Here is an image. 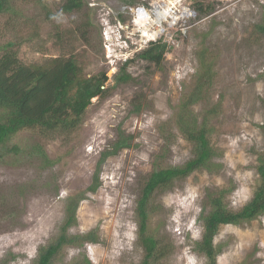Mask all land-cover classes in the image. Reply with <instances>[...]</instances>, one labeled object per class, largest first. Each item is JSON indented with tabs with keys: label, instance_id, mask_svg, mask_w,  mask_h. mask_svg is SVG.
Instances as JSON below:
<instances>
[{
	"label": "rangeland",
	"instance_id": "rangeland-1",
	"mask_svg": "<svg viewBox=\"0 0 264 264\" xmlns=\"http://www.w3.org/2000/svg\"><path fill=\"white\" fill-rule=\"evenodd\" d=\"M45 1L51 14L37 0H16L18 15L0 16V47L8 40L21 42L19 56L27 64L75 54L88 76L107 74L108 94L96 97L72 131L44 134L40 128H25L7 142L21 151L0 157V264H35L40 248L58 236L69 198L82 193L78 221L69 232L95 230L99 241L66 245L53 264L85 258L86 264H140L145 254L138 239L137 199L167 144L166 167L193 156V144L183 136L176 116L202 83L201 96L190 109L200 121L210 118L219 167L198 169L158 191L149 231L170 251L157 264H206L195 242L203 235L208 191L232 188L225 201L239 210L259 183L264 34L257 26L264 0H84L71 13L61 11L65 0ZM198 1L205 8L211 4L212 11L200 12ZM139 7L153 19L158 8L170 12L161 24L146 25L153 30L162 26L163 34L155 39L170 45L160 67L136 56L149 45L144 26L135 22ZM185 10L190 13L181 17ZM173 16L179 17L174 23ZM204 64L213 67L208 81L200 79ZM122 69L131 74L130 81H117ZM136 97L144 98L139 113L133 111ZM120 128L135 136L134 146L106 160L102 185L92 192L88 188L101 152ZM215 243L224 244L218 264H264V215L221 225Z\"/></svg>",
	"mask_w": 264,
	"mask_h": 264
},
{
	"label": "trees",
	"instance_id": "trees-1",
	"mask_svg": "<svg viewBox=\"0 0 264 264\" xmlns=\"http://www.w3.org/2000/svg\"><path fill=\"white\" fill-rule=\"evenodd\" d=\"M16 0H0V16L2 14L18 15ZM49 14L45 0H37ZM197 9L202 13L212 11V5L204 7L203 2H196ZM84 0H65L61 11L71 13L80 10ZM257 29L264 34V16ZM21 42L8 40L1 45L0 55V157L6 152L21 151L19 145L7 146V142L25 128H40L41 132L65 133L76 129L83 121L86 109L95 96L105 97L108 90L105 87L108 76L100 72L88 76L84 71L81 59L71 54L69 56L53 57L44 63L27 64L19 56ZM170 45L163 38L150 41L148 47L137 52L136 56L162 66ZM204 57L206 55L204 54ZM206 61V60H205ZM204 72L200 79H211L212 64H204ZM131 74L125 69L117 75L118 82H128ZM203 84V83H202ZM202 84L194 91L190 98L181 106L176 116V123L183 136L193 144L192 157L181 165L164 166L168 144L156 156L154 168L145 179L141 193L137 199L136 217L138 224V239L144 248V259L140 264H157L170 251L159 238L149 231L151 216L156 210L154 197L158 191L172 188L178 179H184L198 169L215 170L219 166L214 158L219 156V150L212 144V127L209 117L199 120L193 115L191 105L201 96L199 92ZM142 97H136L133 102L136 113L141 112L144 106ZM165 128H163L164 130ZM171 133L165 136L170 140ZM135 136L118 129L117 138L102 152L95 171L93 182L88 190L97 191L102 182L100 173L106 160L118 154L124 148H131ZM259 183L253 197L241 209L233 210L225 201L232 188L219 191L210 190L207 193L209 206H205L202 213L204 231L202 238L195 242L196 250L206 257V264H218V257L224 249L223 243H215L221 225H239L252 221L264 215V150L258 154ZM84 194L69 198L66 207L65 220L58 236L48 245L40 248L35 264H53L58 254L66 245L99 241L94 230L75 235L69 232L77 223V211ZM210 209L207 211V209ZM88 258L76 261L73 264H86Z\"/></svg>",
	"mask_w": 264,
	"mask_h": 264
},
{
	"label": "bare ground",
	"instance_id": "bare-ground-1",
	"mask_svg": "<svg viewBox=\"0 0 264 264\" xmlns=\"http://www.w3.org/2000/svg\"><path fill=\"white\" fill-rule=\"evenodd\" d=\"M136 13L137 16L135 18V22L139 26H144V29L142 30L144 37H147V39L149 40L150 39L155 40V38L160 37L163 34L164 28L162 26H159L157 29L153 30L146 27V25H148L149 22H152L153 24L155 23L161 24L163 21L167 19L170 12L162 11L160 8H158L156 10V19L152 18L149 10H147L146 8H140L139 10H136ZM186 15H188V12L185 10L184 13L181 15V17H184ZM173 18L174 19L172 23H174L179 17L173 16Z\"/></svg>",
	"mask_w": 264,
	"mask_h": 264
},
{
	"label": "built area",
	"instance_id": "built-area-1",
	"mask_svg": "<svg viewBox=\"0 0 264 264\" xmlns=\"http://www.w3.org/2000/svg\"><path fill=\"white\" fill-rule=\"evenodd\" d=\"M141 7H139L138 8V10L140 9ZM142 8H145V7H142ZM189 13H190V11H188ZM155 40H157V39H155ZM151 40H149V42H150ZM145 42H147V41H145ZM143 49V48H142Z\"/></svg>",
	"mask_w": 264,
	"mask_h": 264
},
{
	"label": "water",
	"instance_id": "water-1",
	"mask_svg": "<svg viewBox=\"0 0 264 264\" xmlns=\"http://www.w3.org/2000/svg\"><path fill=\"white\" fill-rule=\"evenodd\" d=\"M98 96H99V95H98ZM98 96L93 97V98H92V102L95 101L96 97H98Z\"/></svg>",
	"mask_w": 264,
	"mask_h": 264
},
{
	"label": "clouds",
	"instance_id": "clouds-1",
	"mask_svg": "<svg viewBox=\"0 0 264 264\" xmlns=\"http://www.w3.org/2000/svg\"><path fill=\"white\" fill-rule=\"evenodd\" d=\"M151 41H155V40H151Z\"/></svg>",
	"mask_w": 264,
	"mask_h": 264
}]
</instances>
